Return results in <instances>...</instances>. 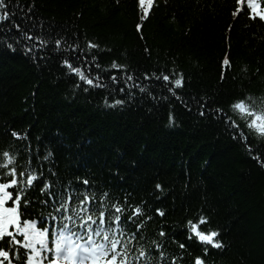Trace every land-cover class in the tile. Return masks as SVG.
Instances as JSON below:
<instances>
[{
  "label": "trees",
  "instance_id": "obj_1",
  "mask_svg": "<svg viewBox=\"0 0 264 264\" xmlns=\"http://www.w3.org/2000/svg\"><path fill=\"white\" fill-rule=\"evenodd\" d=\"M233 4L154 0L149 18L140 21L137 0H12L14 16L0 22V34L15 35L13 25L19 23L33 34L63 37L81 48L92 40L111 49L100 56L104 67L115 59L134 75L175 71L186 86L177 90L179 99L153 88L168 99L154 102L138 93L123 108H107L103 89L73 95L76 78L60 63L74 59L70 51H48L49 59L34 61L19 47L13 52L0 45V149L23 148L10 130L27 131L33 166L39 155L45 177L57 185L77 186L78 178H87L97 195L107 191L122 200L127 194L131 203L164 207L169 223L205 214L225 244L211 264H264V167L221 123L197 114L202 99L224 107L241 94L264 101V23L236 22ZM137 23L143 24L141 31ZM223 58L232 67L222 80ZM81 66L88 71V64ZM114 96L121 98L119 92ZM49 151L53 156L43 160ZM157 182L164 185L163 194L156 191ZM32 194L45 198L39 188ZM184 233L176 227L173 234L183 241Z\"/></svg>",
  "mask_w": 264,
  "mask_h": 264
},
{
  "label": "snow or ice",
  "instance_id": "obj_2",
  "mask_svg": "<svg viewBox=\"0 0 264 264\" xmlns=\"http://www.w3.org/2000/svg\"><path fill=\"white\" fill-rule=\"evenodd\" d=\"M11 2L0 0V22L13 18ZM115 2L119 4V0ZM153 4L154 0H137L140 21L149 18ZM230 15L236 22L246 18L249 22L264 23V3L234 0ZM13 27L15 35L0 34V45L13 52L19 47L34 61L49 59L48 51H70L74 59L62 58L60 63L66 74L76 78L73 95L78 91L103 89L106 92L103 104L107 108H123L138 93L154 102L168 99L162 92L154 93L153 88L165 89L171 97L179 99L177 90L186 86L184 75L175 71H145L134 75L126 64L115 59L107 67L102 66L101 54L110 53L111 49L102 48L98 42L88 40L86 48H81L63 37L49 39L33 34L19 23ZM142 28V23L136 24L137 31ZM81 62L88 64L87 72ZM231 67L229 58L221 60L222 80ZM255 73L259 75L260 69H255ZM116 92L121 98L114 96ZM197 103L200 117L211 116L221 123L231 138L264 167V101L241 94L227 107L215 99L212 103L203 99ZM174 122L170 111L168 123L171 126ZM10 136L16 142H24V146L10 144L8 149H0V264H211L213 255L223 254L221 230L212 226L209 216L197 213L169 223L170 214L164 207L153 208L146 200L131 203L127 194L122 200L110 197L107 191L97 195L87 178H78L77 186L57 185L55 180L45 177L39 155L37 166H33L29 133L12 129ZM22 152H27V157ZM51 156L53 153L49 151L43 160ZM36 188L45 198L33 196ZM155 189L160 194L165 191L160 182L155 184ZM153 224L157 225L155 230ZM176 227L185 229L183 241L174 236Z\"/></svg>",
  "mask_w": 264,
  "mask_h": 264
}]
</instances>
